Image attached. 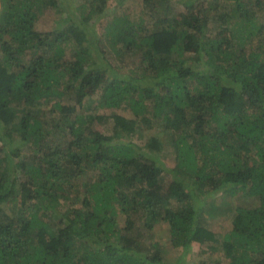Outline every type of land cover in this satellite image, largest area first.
Returning <instances> with one entry per match:
<instances>
[{
	"label": "trees",
	"instance_id": "1",
	"mask_svg": "<svg viewBox=\"0 0 264 264\" xmlns=\"http://www.w3.org/2000/svg\"><path fill=\"white\" fill-rule=\"evenodd\" d=\"M170 1L0 0V264H264V1Z\"/></svg>",
	"mask_w": 264,
	"mask_h": 264
},
{
	"label": "rangeland",
	"instance_id": "2",
	"mask_svg": "<svg viewBox=\"0 0 264 264\" xmlns=\"http://www.w3.org/2000/svg\"><path fill=\"white\" fill-rule=\"evenodd\" d=\"M58 1V0H57ZM62 3L67 4V3H72V0H60ZM75 1V0H73ZM111 7L110 9H108L107 11H105L103 14H101L99 17H95V22H92L90 27H95L96 32L100 33V31L104 32V28L108 25L109 21L112 20V18L119 16L122 10H124V13L129 16L131 19H133L135 22H139L141 20V15H142V0H119V2H122V8L119 12H116L114 10V6L115 4H117V0H111ZM264 1V0H263ZM76 5V4H75ZM164 7H167V9H169L171 12H179L180 10H183L182 6L178 4V0H171L168 5L165 4ZM112 8V9H111ZM55 9H51V10H45L44 13L40 16L39 20L37 21L36 27L37 30L40 32H47L50 30V28L53 26L54 21L56 20L58 14H54ZM75 15H74V13ZM72 12V14L70 15V17L73 18H79L80 19V12L78 9L73 8L70 10ZM162 12H164L162 10ZM55 19V20H54ZM259 23H261V21H259ZM107 58L110 59L111 64H113V66L117 67L120 69L121 73H124L123 75H128L130 74L133 66L135 65V62L132 61L133 58L132 56L126 55L125 59H122V62H120L119 58H115L112 57L110 55H107ZM127 62H129V64L127 65ZM134 62V65H133ZM69 99H62L63 103H71L70 101H68ZM98 103V95H97V90L96 92H92L91 95H89V97L87 96L85 101L83 102V104L79 107V112L81 114V116H87L90 117L92 116L93 118H97L100 117L101 119L99 121H97L94 126L96 128L97 131H99L100 133L103 134H110V132L112 133V125H110L109 123H104L102 121V117H106L107 113L111 114L112 111H115L116 113H120V114H125L129 115V113L124 112L122 110H104V109H100L97 105ZM74 104V103H72ZM54 118V117H53ZM67 135V132L65 133V136ZM150 133L148 132L146 134V136H149ZM137 139H133L132 141L134 143H137L136 141ZM67 193V191H66ZM68 194V193H67ZM221 203L220 200H218V197L215 200V204H219ZM224 218V215L221 217L220 213L218 214V217H214L213 219H211L209 222L211 223V225L213 224V226L215 227L216 230H224V228H227V221L226 219H222ZM157 231H159L158 234H160L161 237V242L165 245L164 246V250L163 253H161L160 255L163 254V257L165 258L166 262H175L179 259L180 255L183 253L180 249H173L171 248L170 244L167 243V233H166V225H164V223H162V225H160L157 229ZM156 235V234H155ZM150 241H154V238H151L150 240H148V243H150ZM142 248H145V245L140 246V249L142 250ZM206 247H203L201 245H198L196 243H193L191 245V247L188 249L189 251L187 252L186 255H184V257L181 259V261L183 262V264H201V262L205 259H208V257L206 256ZM151 250V249H150ZM143 251V250H142Z\"/></svg>",
	"mask_w": 264,
	"mask_h": 264
}]
</instances>
